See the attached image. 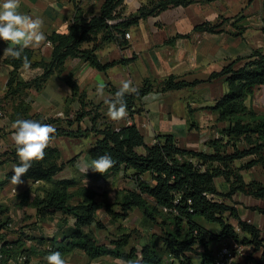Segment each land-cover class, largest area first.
<instances>
[{"label":"trees","instance_id":"obj_1","mask_svg":"<svg viewBox=\"0 0 264 264\" xmlns=\"http://www.w3.org/2000/svg\"><path fill=\"white\" fill-rule=\"evenodd\" d=\"M124 1L103 0L100 13L91 15L76 1V12L68 32H54L48 36L52 45L49 59L33 61L34 50H24L23 55L32 62L31 66L43 70L30 80L20 79L22 60L3 58L13 67L7 91L1 99L4 105L12 106L11 112L6 111L12 121L32 119L52 124L56 128L53 140L92 136L94 141L87 149L91 160L108 154L115 164L104 175L91 169L83 176L98 180L121 174L129 182L109 197L106 191L100 193L76 177L57 178L66 163L61 159L60 149L51 142L45 150V158L33 162L29 172L22 177L23 181L30 180L38 185L19 192L15 200L20 209L35 210L36 224L52 221L60 215L61 236H36L20 228L13 232L17 239L11 240L9 209L0 205L4 264H14L19 257H25L23 264H30L34 259L47 264L45 257L52 251H59L64 259L76 250L84 252L89 259L110 256L121 259L124 264H194V257L201 260L200 264H215L218 245L226 239L253 245L255 250L262 249L264 256L260 230L242 220L236 206L228 202L234 201L233 197L239 193L264 201V183L244 178V171L254 166H260L264 171V108L258 110L248 105V100L264 87V49H256L246 57L230 61L207 80L190 82L174 74L161 81L146 78L136 93L126 94L128 118H133L141 111L138 105L142 99L153 91L182 90L223 77L228 90L210 107L218 115V134L206 141L210 151L182 147L170 134L159 135L154 144H146L135 121L120 127L108 122L104 115L105 103L91 102L87 92L80 89L72 76L64 78L72 95L66 100L63 117L31 113L29 92L40 91L52 75H61L67 60L80 58L104 72L115 65L128 64L135 56L103 63L97 52L110 42L128 47L126 34L142 20L170 8L215 0H147L135 13L123 16ZM228 21L229 18H222L214 24L204 22L197 25L194 32L221 33L224 31L221 26ZM244 29L239 28L238 34L241 35ZM109 87L112 95L118 90L112 84ZM74 101L80 103V108L72 112L70 105ZM86 119L90 121L88 127L83 126ZM246 158L250 160L242 163ZM0 159L2 163L19 164L16 146L0 153ZM12 175L10 170L0 186L10 182ZM218 178L228 185L227 192L219 190ZM135 209L142 212L143 229L120 223ZM257 209L264 213V208ZM100 210L110 218L109 224L117 225V230L107 241H102L91 229L93 226L107 228L108 224L99 217ZM198 217L217 224L216 232L198 223ZM232 220H236L239 229L248 236L242 237Z\"/></svg>","mask_w":264,"mask_h":264},{"label":"crops","instance_id":"obj_2","mask_svg":"<svg viewBox=\"0 0 264 264\" xmlns=\"http://www.w3.org/2000/svg\"><path fill=\"white\" fill-rule=\"evenodd\" d=\"M76 1L80 2L81 7L89 15L99 14L103 3V0H20V7L17 11L23 15L43 19L42 30L48 41V36L54 32H68L76 12ZM3 2L4 0H0V4ZM145 2L147 0H125L121 9L122 15L127 16L135 13ZM222 18L230 19V21L225 22L221 26V29L224 30L223 32H194V28L197 25L204 22L214 24L221 21ZM263 27L264 0H215L210 3H193L188 6L167 9L157 16L149 17L132 26L128 32L129 37H126L129 41L128 47L122 48L117 43L110 42L106 43L97 52L103 63L135 56L133 61L124 65H115L104 72L93 68L88 62L80 58L67 60L61 75L57 73L52 75L40 91L29 92L28 101L31 105V113H39L45 117L64 116L67 106L66 100L72 95V90L64 79L67 76H72L77 80L80 89L87 92L88 99L94 104L103 103L96 95L98 86L104 88L105 97H110L113 95L109 85L112 84L119 89L124 80H131L136 89L143 84L146 78L161 81L172 74L179 75L190 82L207 80L213 72L220 71L230 61L239 57H246L256 49H264ZM239 28H245L241 35L238 34ZM178 35L185 37H177ZM13 46L11 42L6 43L0 40V53H2L0 58L1 113L4 106L1 103V99L7 91V83L13 70L12 66L3 61V50L6 47ZM32 49L34 50L33 61L51 57V44ZM32 68L41 69L34 66ZM37 75L25 79L23 70L20 69L19 71L20 79L25 81ZM227 90L228 85L222 77L182 90L153 91L142 99L138 105L141 111L136 113L133 118H128L127 115L125 119L112 121L107 115L108 106L106 104H104V115L108 122H112L117 127L131 124L135 121L148 145L154 144L157 136L170 134L176 138L178 144L182 147L198 151H210L206 141L218 134V115L210 107ZM259 92H262L261 101L264 103V87H260L255 95L248 100L249 106H251L250 101L254 100ZM70 107L72 112L77 111L80 108V103L74 101ZM13 123L14 121L9 118L7 113L0 114V153L15 146L11 139L14 131L12 128ZM89 125L90 121L88 119L84 120L83 126L88 127ZM59 138H61V141L71 142V144L78 147L83 143V139H89L88 147L85 151L82 148L79 151L73 148L67 153V159L65 160H63V147L55 144V139L52 141V145L60 149L61 159L66 163L61 172H69L66 175H61L60 172L57 178H78V174L82 173L80 165L84 164L82 159L88 161V165L91 166L92 160L87 153V149L93 143L94 138L92 136L83 139ZM73 158H76V160L68 163ZM248 160L250 158L244 159L242 163H246ZM13 167L12 162L2 163V159H0V183L6 179V174ZM90 171L91 169L87 173ZM121 176L120 174L98 180L82 176L83 178L78 179L82 180L83 184L92 186L97 190L102 188L108 191L111 187L117 190L129 185L127 180L126 183L118 184L116 179L121 178ZM244 178L246 181L258 180L264 183V171L260 166H254L248 171H244ZM216 184L219 190L228 191V185L222 178H218ZM33 185H38V183L33 184L32 181L25 180L23 184L16 186L10 181L4 186H0V193H2V195L0 194V205L6 206L5 195H9L11 192L15 193L18 189L19 193ZM233 200L228 202L236 206L242 220L249 222L260 230L261 238L264 240V213L257 209L264 208V201L242 193L235 195ZM32 211L31 220L36 221L35 210L32 209ZM134 211L139 213V216H137L139 223H133V226L143 229L141 227L142 212L139 209ZM104 216L110 219L106 214ZM59 218L60 215L50 221L54 229L51 234L44 236H61L62 229ZM100 219L104 222L102 217ZM130 219L131 216L127 220L129 221ZM196 221L210 231L216 232L218 229L217 224L209 223L201 217L196 218ZM231 222L237 227V231L241 233L242 237L248 236L247 233L239 229L236 220ZM72 223L70 222V224ZM107 228L109 227L107 226ZM91 229L95 230L97 228L93 226ZM10 239H17V235L10 236ZM232 241L234 240L226 239L218 247L220 248L222 245ZM28 243L30 244L32 241L28 240ZM240 245L242 249L236 258L238 263L264 264L262 249L255 250L254 246L249 244ZM78 251L87 256L80 250H76L69 255ZM90 260L89 264H124L121 259H114L110 256ZM200 262L201 260L198 257H194V264H200Z\"/></svg>","mask_w":264,"mask_h":264},{"label":"clouds","instance_id":"obj_3","mask_svg":"<svg viewBox=\"0 0 264 264\" xmlns=\"http://www.w3.org/2000/svg\"><path fill=\"white\" fill-rule=\"evenodd\" d=\"M20 7V0H4L0 4V40L11 42L18 47H6L3 50L4 57L22 60V70L25 79L36 74H42V69H33L32 62L26 55H23L27 48H40L49 44L44 33L43 19L33 18L29 15L20 14L17 10ZM137 89L131 80H124L121 87L113 96L105 97L104 88L98 86L96 89L97 98L107 106V115L112 121L125 119L128 115L126 94L136 93ZM11 139L16 146V155L19 164L12 169L13 175L10 181L13 185L23 184L24 177L31 169L33 162L42 161L46 155V149L50 146L56 128L52 124L42 123L32 119H17L13 124ZM115 164V161L108 154L99 156L88 164H81L80 171L87 174L89 169L102 175ZM47 264H66L59 251H52L45 257Z\"/></svg>","mask_w":264,"mask_h":264},{"label":"rangeland","instance_id":"obj_4","mask_svg":"<svg viewBox=\"0 0 264 264\" xmlns=\"http://www.w3.org/2000/svg\"><path fill=\"white\" fill-rule=\"evenodd\" d=\"M261 96H262V92L258 93V95L256 96V98L253 100H251V106H254L256 109L258 110H262L264 108V103L261 101ZM5 107L4 111L2 109V113L5 114V113H8L6 111H9L11 112V108L12 106L11 105H8L7 103L3 106ZM58 116V115H57ZM61 138H56L55 139V144H59L61 147H63V160L67 159V153H69L71 151V149H76V150H80V148H82L84 151L86 150V148L88 147V141L89 139H83V143L80 144V147H78L77 145H74V144H71V142H64V141H61L60 140ZM81 158H83L81 156ZM83 160V163L84 164H89L88 161H84ZM67 171H63L61 172V175H66V174H69V172ZM83 174L82 173H79L78 174V178H83L82 177ZM118 180V184H122V182L126 183L127 181L121 176V178H118L116 179ZM18 191L19 189L17 190V192H11V194H7L4 196V198L6 199L7 203H6V206L8 207L9 209V216L11 218V222H12V225L10 227V231H11V235H14V230H17V229H20V228H23L24 230L28 231L29 233L33 234V235H36V236H40V235H48V234H51L52 233V230L54 229V226L52 225V222H46V223H34L35 221H32L31 220V217H32V214H33V211H32V208H27V209H20L18 207V205L16 204V195L18 194ZM100 193L102 192H105V190H103L102 188L100 190H98ZM115 189L114 187H111L108 191H106L108 194V196H112L115 194ZM2 195V193H0ZM23 210V211H22ZM137 216H139V213L134 211L132 212L131 214V219L128 221L126 220H123L121 221L120 223L123 224V225H127V226H130V227H133V223H139V219L137 218ZM99 217H102L104 222H107V226L109 228H106V229H95V230H92L93 233L96 234V236H98V238H100L102 241H107L109 239V237L112 236V233H114L117 229V225H113V224H109V219L107 217L104 216L103 214V211L100 210L99 211ZM130 221H132L130 223ZM36 224V225H35ZM95 228V227H94ZM88 230L90 228H87ZM66 264H89L90 263V259L85 256L83 253L81 252H75L71 255H68L64 258ZM32 264H41L40 263V260L39 259H34L32 261Z\"/></svg>","mask_w":264,"mask_h":264},{"label":"built area","instance_id":"obj_5","mask_svg":"<svg viewBox=\"0 0 264 264\" xmlns=\"http://www.w3.org/2000/svg\"><path fill=\"white\" fill-rule=\"evenodd\" d=\"M129 37V33L126 34ZM0 114H2L0 112ZM242 246L234 241L224 244L217 252L215 264H240L236 260L238 254L241 252ZM4 254L2 251V243L0 242V264H4ZM25 257H19L14 261V264L22 263Z\"/></svg>","mask_w":264,"mask_h":264}]
</instances>
